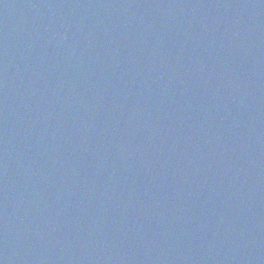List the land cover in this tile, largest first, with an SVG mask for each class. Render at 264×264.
Instances as JSON below:
<instances>
[{"label":"water","instance_id":"water-1","mask_svg":"<svg viewBox=\"0 0 264 264\" xmlns=\"http://www.w3.org/2000/svg\"><path fill=\"white\" fill-rule=\"evenodd\" d=\"M0 264H264V0H0Z\"/></svg>","mask_w":264,"mask_h":264}]
</instances>
